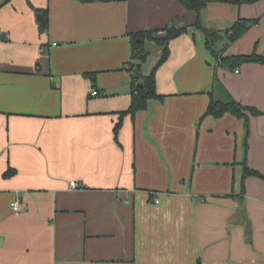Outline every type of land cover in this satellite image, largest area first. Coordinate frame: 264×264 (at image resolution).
Instances as JSON below:
<instances>
[{
    "label": "crops",
    "instance_id": "1",
    "mask_svg": "<svg viewBox=\"0 0 264 264\" xmlns=\"http://www.w3.org/2000/svg\"><path fill=\"white\" fill-rule=\"evenodd\" d=\"M239 1L213 0L202 27L220 57L264 56V0ZM198 17L177 0H0V264H264V179L243 181L264 176V65L221 67ZM239 20L258 24L229 44ZM167 27L187 33L156 72L162 98L116 141L132 37ZM143 49L147 77L165 47ZM212 100L261 114L205 117Z\"/></svg>",
    "mask_w": 264,
    "mask_h": 264
},
{
    "label": "trees",
    "instance_id": "2",
    "mask_svg": "<svg viewBox=\"0 0 264 264\" xmlns=\"http://www.w3.org/2000/svg\"><path fill=\"white\" fill-rule=\"evenodd\" d=\"M114 1H129V0H114ZM187 11L196 12L199 17L195 24V28L203 31L206 34L207 38V48L212 53L213 56L219 58L221 52H216L214 50V45L217 42V34L212 32L211 30H206L202 27L201 22V13L206 7L213 1V0H177ZM254 0H240L238 3H253ZM37 13H43L46 23L48 21V12H41L37 10ZM258 24V20H239L237 21L227 32V41L229 44H234L238 41L242 36H244L247 31L254 25ZM42 31L45 29L42 27ZM164 32L166 33L165 37L161 39H153L152 33L150 34H138L132 37V60L137 62L138 64H134L131 66L132 71V101L130 108L120 113L119 122L117 123L114 134L115 140H118V134L122 127L124 117L127 115H134L138 111L146 110L150 101L158 98H162L157 94V87H156V72L160 66H162L170 57V49L169 43L187 33L185 28L177 29L175 27H167L165 28ZM146 38L152 39L156 41L158 44L165 47L161 60L159 61L158 65L154 68L152 73L144 77L142 75V65L147 60V54L144 52L143 49V42ZM139 40L141 42H139ZM247 63H256L264 65V56H261L257 53H252L250 55H237V56H227V57H220L219 64L221 67H224L229 70H236L237 68L241 67ZM247 113H250L253 116H258L261 113L254 108L245 107L238 104L235 101L231 102H217L211 101L209 108L205 114V117H212L214 119H220L225 115L229 114L239 119H244L248 124L249 116ZM247 147V143L245 144ZM15 174V171L9 170L6 172L4 177H10ZM248 177H258L263 178L261 174L256 171L250 170L248 167L244 168V175L243 181Z\"/></svg>",
    "mask_w": 264,
    "mask_h": 264
},
{
    "label": "built area",
    "instance_id": "3",
    "mask_svg": "<svg viewBox=\"0 0 264 264\" xmlns=\"http://www.w3.org/2000/svg\"><path fill=\"white\" fill-rule=\"evenodd\" d=\"M128 68H130V67L128 66ZM92 96L93 97H97V96H99V93L97 91H94V92H92ZM71 185H72L73 188H77L78 187V184L75 183V182H73ZM155 203L159 204V201L155 200ZM13 209H14L15 212L22 211L21 203L19 201L15 202L14 205H13Z\"/></svg>",
    "mask_w": 264,
    "mask_h": 264
},
{
    "label": "water",
    "instance_id": "4",
    "mask_svg": "<svg viewBox=\"0 0 264 264\" xmlns=\"http://www.w3.org/2000/svg\"><path fill=\"white\" fill-rule=\"evenodd\" d=\"M37 20H38V22L42 25V27H43L45 30H47V23H46V20H45V18H44V15H43V14H39V15L37 16Z\"/></svg>",
    "mask_w": 264,
    "mask_h": 264
}]
</instances>
